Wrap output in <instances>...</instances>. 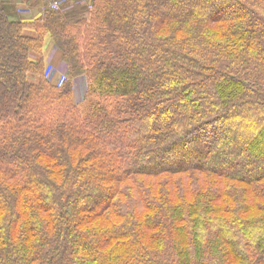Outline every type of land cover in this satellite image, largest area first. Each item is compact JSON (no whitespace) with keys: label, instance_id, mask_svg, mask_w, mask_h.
Returning a JSON list of instances; mask_svg holds the SVG:
<instances>
[{"label":"trees","instance_id":"16d2710c","mask_svg":"<svg viewBox=\"0 0 264 264\" xmlns=\"http://www.w3.org/2000/svg\"><path fill=\"white\" fill-rule=\"evenodd\" d=\"M61 2L0 0V264H264V0Z\"/></svg>","mask_w":264,"mask_h":264},{"label":"built area","instance_id":"2783aa9c","mask_svg":"<svg viewBox=\"0 0 264 264\" xmlns=\"http://www.w3.org/2000/svg\"><path fill=\"white\" fill-rule=\"evenodd\" d=\"M46 1L47 2H52L50 5H46L48 9L53 10V11H55V10L56 11H61L62 10V2H61V0H46ZM18 9H19L18 12L20 14L23 13V15H28L29 13H31V11L29 10V8H27V6H19ZM52 53L53 52H51L50 56L48 57L49 59L52 58V56H53ZM49 63H51V62H49Z\"/></svg>","mask_w":264,"mask_h":264},{"label":"rangeland","instance_id":"374dc122","mask_svg":"<svg viewBox=\"0 0 264 264\" xmlns=\"http://www.w3.org/2000/svg\"><path fill=\"white\" fill-rule=\"evenodd\" d=\"M46 0H44V2H45ZM52 2H45L44 3V5L46 6V5H50ZM32 4H33V6L35 7H37V9H39V10H42V8H41V5L43 4H41L39 1H35V0H32ZM32 6V7H33ZM43 6V5H42ZM45 6H43V7H45ZM33 7V8H34ZM36 12V11H35ZM17 13H19L18 12V10H17ZM20 15V14H19ZM38 16H39V14L38 13H35V14H31V13H29L28 15H25V17H27V19H29V20H33V19H36V18H38ZM27 32H29V34H30V32H34V30L33 29H29V28H27V30H26ZM42 58H43V63H44V60L47 58V47L46 48H44V53H43V55H42ZM65 69H67V65L65 64ZM30 76V75H29Z\"/></svg>","mask_w":264,"mask_h":264},{"label":"crops","instance_id":"0c3cea01","mask_svg":"<svg viewBox=\"0 0 264 264\" xmlns=\"http://www.w3.org/2000/svg\"><path fill=\"white\" fill-rule=\"evenodd\" d=\"M55 63L57 64V65H59V63H60V60H59V56L58 55H56V57H55ZM59 71H55L54 72V76L56 77L59 73H58ZM53 79H55V78H53Z\"/></svg>","mask_w":264,"mask_h":264}]
</instances>
